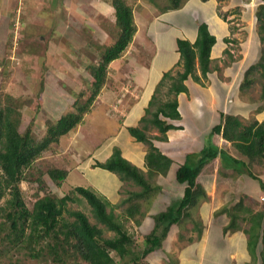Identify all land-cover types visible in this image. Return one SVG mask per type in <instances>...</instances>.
<instances>
[{
  "label": "rangeland",
  "instance_id": "1",
  "mask_svg": "<svg viewBox=\"0 0 264 264\" xmlns=\"http://www.w3.org/2000/svg\"><path fill=\"white\" fill-rule=\"evenodd\" d=\"M88 1L90 0H85L86 3H89ZM108 1L110 0L104 2L112 7ZM136 1L140 0H125L128 5L131 4L132 9ZM142 1L150 7L140 8L141 11L143 10V12L140 11L141 16L136 15L137 21L142 25H146L148 20L152 19V16L149 17L151 5L155 7L157 4L160 9L172 7L171 0ZM179 1L180 8L172 18L176 17L188 28L194 27L196 35L198 26L205 23L215 33L217 42L211 55V71L208 79H203L204 86L189 78L198 88L189 89L185 97L180 99L177 97L179 105L180 103L181 107L183 105L182 109L178 107L184 118L182 127L168 132L164 142L154 140V146L168 156L176 166L183 165L185 161L188 165L192 164L198 159L200 152L211 145L239 158L240 155L235 152L231 143L226 142L220 135H211V130L215 124L219 123L220 113L237 116L246 126L257 121L256 118L260 112L258 108L263 107L261 111L262 118L264 117V101H261L264 75H260L262 72L260 67L257 66L253 71V83L242 88L244 73L247 69L250 66H256L259 62H264V41L260 40L264 35L259 29L256 16L259 6L264 4L263 0ZM83 2L84 0H7L4 4L0 3V14L2 13L1 15L5 17L0 20V104L2 106L9 104L15 108L20 114V131L23 132L31 124V132L38 140L43 137L47 122H54L62 115L74 112L75 99L78 95L85 94V99L90 94L89 83L92 78L88 68L98 63L102 50L114 43L116 39L113 16L105 21L98 20L99 18L94 16L92 22L89 23L78 20L76 17L78 16L77 11L79 12L78 7L81 9L84 5L87 10V5L81 4ZM80 11L85 14L83 10ZM96 12L99 11L96 10ZM225 39H229L230 42L224 41ZM261 57H263L262 60H260ZM180 71H182L180 66H174L172 72L175 74ZM196 75L201 76L199 71ZM249 77L251 78V75ZM160 80L151 86L152 92L156 90ZM119 86L116 92L120 89ZM191 87H193L192 84ZM122 88L121 94L129 91L126 84ZM205 89H210L213 97L211 100ZM165 90V88L162 91L160 89V94L164 96ZM116 92L113 93V101L107 100L112 103L107 117L101 114L100 103L98 105L99 101L96 99V102H93L83 116V121L72 138L74 140L77 138L74 147L70 143L66 149L69 167H72L70 161L73 155L75 157L79 155L82 160L90 157L93 160L106 161L114 150H119L122 157L130 150L136 151L132 145L126 150L124 138L131 136L127 130L119 129L118 123H115L119 118L117 115L121 114L120 111L126 114L128 109L126 106L125 111L120 104L121 100L115 98ZM38 94H41L45 102L43 108L39 106ZM10 97L11 100H9ZM148 106L149 103L147 108ZM136 124L139 128L143 125L140 121ZM146 133L151 137L161 136L159 131L152 126L147 127ZM142 146L146 154L148 145L143 144ZM53 147L50 146L24 172V180L19 184L20 196L28 209H31L34 202L45 195L60 199L70 194L74 201L67 203V209L83 212L90 224L103 231V238H113L115 233L108 231L104 225L98 223L93 218L91 208L87 203L73 192L77 186L91 189L87 185L88 181L104 193L99 192L101 195H110L109 201L114 207L107 208V212L113 210L116 220L132 236L134 244L137 243L135 249L141 250L144 236L152 229L154 216L181 198L183 187L174 182L172 173L166 176L155 174L149 177L144 159L143 168H137L146 175L152 192L145 199L137 201L139 213L135 215L133 221L128 220L125 218L128 204L120 203L122 199L127 198L129 192H139L141 190L139 186L132 181H122L117 190L110 189L111 181L119 177L115 173L102 169L90 178L84 174L85 171L72 170L64 182H53L48 176V171L60 168L59 164L63 161L62 155L55 156L59 153V148L62 152L63 149L58 147L56 152L57 147L52 150ZM65 161L68 162L67 159ZM251 166L252 172L257 177L264 178V165L261 162H254ZM94 167L95 165L92 166ZM100 176L106 177L107 181L104 178L101 179ZM243 176V174L237 175L233 170L224 168L218 158L208 163L197 178L206 196L188 210V216L180 224L170 228L167 236L162 240L161 247L148 255L144 259V264H175L176 253L181 246L201 240L204 231L202 218H206L207 214L209 221L218 230L224 231L230 224L229 213L238 215L235 225L241 230H247L250 224L245 217H249V213L245 210L248 209L251 215L264 212V194L260 193V198L255 200H250L251 196L247 199L246 196H249L246 195L249 192L247 186L252 181L244 179ZM113 190L117 193L114 197L111 196ZM5 199H8L7 195L0 201L1 207ZM240 201L245 207L243 210L236 207ZM63 216L68 221H73V218L69 217L66 212ZM135 221L140 225H137ZM199 230L201 231L200 238ZM195 249L190 248L187 251ZM6 251L5 258L0 264H44L26 259L21 254L22 252ZM110 255L116 262H119L114 252H110ZM71 262L72 260H69L63 264ZM251 262L253 264V260Z\"/></svg>",
  "mask_w": 264,
  "mask_h": 264
},
{
  "label": "trees",
  "instance_id": "2",
  "mask_svg": "<svg viewBox=\"0 0 264 264\" xmlns=\"http://www.w3.org/2000/svg\"><path fill=\"white\" fill-rule=\"evenodd\" d=\"M171 1L172 7H164L163 10L180 8L179 0ZM108 2L113 9L116 39L114 43L102 50L98 63L89 66L88 71L92 78L89 83L90 94L85 99V94L78 95L75 99L74 112H68L54 122H47L44 135L38 140L31 132V124L23 132L20 131V114L15 108L9 104L4 106L0 104V201L6 195L8 196L4 205L0 206V262L5 258L6 250H16L22 252L26 259L44 264H63L69 260H72L70 264L74 262L77 264H144V259L161 247L162 240L165 239L170 228L180 224L188 216V210L206 196L197 178L207 164L217 158L224 168L233 170L237 175L243 174L244 179L252 181L247 186L251 193H246L249 195L246 196L247 199L251 196L250 200H255L258 199V194H264V178L257 177L251 170V164L254 162H261L264 165V120L261 122L255 120L246 126L237 116L219 114L220 121L213 126L211 135H220L226 142H230L235 152L240 155L239 158L211 145L208 149H203L198 159L192 164L188 165L185 161L183 165L176 166L168 156L154 146V140L164 142L169 131L180 128L171 122L182 118L178 110L177 97L188 93L185 81L192 78L204 86L203 79H208L211 71V52L217 38L205 23H201L193 43L183 39L176 41L179 61L175 66H180L182 71L173 74L172 68L163 73L150 99L146 115L140 120L143 123L142 127L135 126L127 129L136 142L148 145L144 158L148 176L155 174L166 176L172 173L174 182L183 187L181 198L154 216L152 229L144 236L141 250L135 249L137 243L134 244L132 236L116 220L113 210L107 212V208L114 207L109 199L91 189L77 186L73 192L87 203L93 218L98 223L115 233L113 238H103V231L90 224L83 212L67 209V203L74 201L70 194L60 199L45 195L34 202L31 209L24 205L19 188V184L24 180V172L50 146H54L52 150L57 147L55 149L57 152L60 139L69 132L76 131L81 125L83 116L105 85L108 65L121 57L136 33L137 27L131 4L128 5L125 0ZM256 16L259 29L264 35V4L259 6ZM260 40L264 41V36ZM224 41L230 42L229 39ZM262 59L263 57L260 60ZM257 66L262 70L260 75H264L263 61L256 66H250L244 73L242 88L253 83V71ZM197 71L201 76L196 75ZM249 75L251 78H248ZM163 88L166 89L164 96L160 94ZM38 99L39 106L43 108L45 103L41 94H38ZM261 101H264V87ZM262 109L263 107L257 110ZM30 122L33 123V121ZM149 126L157 129L161 136H148L146 132ZM95 167L115 173L121 181H132L141 188L139 192H129L127 198L122 199L120 203L128 204L125 218L133 221L135 215L139 213L137 201L145 199L152 192L144 172L123 158L119 150H114L106 161L96 162ZM67 175L68 172L65 169L55 168L48 171V176L56 183L64 182ZM241 203L242 201L236 204L239 210L245 208ZM245 211L249 213V217L246 216L245 219L250 224L247 230H242L247 235V251L253 264L254 262L264 264V212L251 215L248 209ZM65 212L73 218V221L64 218ZM229 215L231 220L226 229H232L230 232L241 230L235 225L238 215L233 213ZM135 223L140 225L137 221ZM226 229L225 232H227ZM200 235L199 230V238ZM110 252L117 255L119 262L113 259Z\"/></svg>",
  "mask_w": 264,
  "mask_h": 264
},
{
  "label": "crops",
  "instance_id": "3",
  "mask_svg": "<svg viewBox=\"0 0 264 264\" xmlns=\"http://www.w3.org/2000/svg\"><path fill=\"white\" fill-rule=\"evenodd\" d=\"M6 1L7 0H0V3L4 4ZM104 1L105 0H90L88 1L89 3H86L84 0V2L81 4L85 3L87 5V10L84 8V5L81 9L78 7L79 12L77 11L78 16L76 17H78V20H83V23L92 22V17L94 16L99 18L98 20L105 21L106 19L113 16V9ZM135 3L136 4L133 7V15L137 27L136 33L132 39V42L128 45L121 57L110 63L105 87L101 90V93L96 98V101H99L98 105L100 103L99 109L101 114L106 116L109 108L112 106V103L108 102L107 100H114L113 93L116 92V88L120 85V92L119 90L116 92L117 95L115 98L121 100L120 104L125 109V111L126 106L128 109L126 114L120 111L121 114L117 115L119 118L117 121H114L116 124L118 123L119 129L125 130H127L128 127H135L138 125L136 123H138L140 119L145 116V109L147 108V105L153 95L154 91L152 92L151 86L155 83L157 84L163 73L174 68V66L179 61V53L177 51L176 45L177 39H183L193 43L197 36L194 27L188 28L187 25L181 24L176 17L172 18L175 12H177L179 9L165 11L157 7V4H155V7H152L151 5V9H149V17L151 18L152 16V19H149L146 25H142L141 22L139 23V21H137L136 15L139 14L141 16V12H143V10L141 11L140 8L150 7H147L146 3H143L142 0L136 1ZM153 8H155L154 11H152ZM80 10H83L85 14H83ZM96 10L99 12H96ZM135 12L136 14H134ZM1 14L0 20H3L5 17ZM143 21L145 20L143 19ZM209 30L213 35H215V33L212 32L210 28ZM71 36L72 35H70V37ZM213 50L214 47L212 49L211 55ZM190 80L191 79L185 81V85L187 86L188 90H192L194 87L198 88ZM125 84L127 85V89H129V93L122 91L123 94H121V89H123L122 87ZM191 84L193 87L190 88ZM205 91H207L208 98L211 100L213 97L210 89H205ZM183 96L185 97V94L178 95L179 99ZM179 108H183V105L181 107V103ZM262 114V111L258 113L256 118L258 122L264 120V117L262 118ZM181 117V120L172 121V124L182 127V122H184L182 114ZM77 129L76 131L69 132L60 139L59 147L63 149V152L59 148V153H57L55 156L62 155L61 158L63 161L61 164H59L61 167L57 168L65 169L68 172L67 177L72 170H81L85 171L84 174L90 178L93 177V174L97 173L98 171L100 172L101 170L100 168L96 167L92 168V166L95 165L96 162H104V160H93L90 157L89 159L82 160L79 155H77V157L73 155L70 161L72 162V167L67 165L69 163V158H66V149L70 143L71 146L73 144L72 147H74L77 138H75V140L72 138L74 137V134H76ZM130 145H132V147H134L133 149L136 151L133 152L130 150L125 153L123 157L136 167L143 168L142 165H144L145 158V152H143L142 146L143 144L136 142L133 137L131 138L129 136H125L124 146L126 147V150L131 148ZM65 159H67L68 162H66ZM103 176H100L101 179L104 178ZM104 180L107 181V178L105 177ZM111 182L112 185L110 189L117 190L118 187H120L122 181H120L119 178L117 180L114 178ZM87 183V185L96 193L100 194L99 192H102L97 190L98 188L94 187L92 183H89L88 181ZM114 194L117 195V193H115L113 190L111 192V196L114 197ZM103 196L107 197V199L110 197L108 194ZM258 198H260L259 194ZM209 220L210 218L208 214L206 218H202L204 231L201 240L199 242H192L188 245L181 246L177 251L178 253H176L177 258H175V264H205V262H207V264H249L251 258L247 251V235H245L242 230L229 233L221 229L218 230L217 227L214 226V224ZM190 248L196 249L193 251H187Z\"/></svg>",
  "mask_w": 264,
  "mask_h": 264
}]
</instances>
